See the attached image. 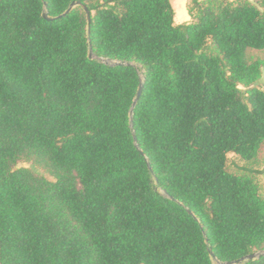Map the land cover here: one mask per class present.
I'll return each instance as SVG.
<instances>
[{
  "label": "trees",
  "instance_id": "trees-1",
  "mask_svg": "<svg viewBox=\"0 0 264 264\" xmlns=\"http://www.w3.org/2000/svg\"><path fill=\"white\" fill-rule=\"evenodd\" d=\"M73 2L90 23L80 5L44 17ZM188 12L176 24L171 0H0V264L264 250L260 171L228 157L264 148V60L248 56L264 50V0Z\"/></svg>",
  "mask_w": 264,
  "mask_h": 264
},
{
  "label": "rangeland",
  "instance_id": "rangeland-1",
  "mask_svg": "<svg viewBox=\"0 0 264 264\" xmlns=\"http://www.w3.org/2000/svg\"><path fill=\"white\" fill-rule=\"evenodd\" d=\"M171 2L175 9V14H176L175 21L176 22H177L176 19H179L182 16L186 15V13L189 14L188 12L189 7L191 8L194 7V0H172ZM248 56L252 60H255V59L264 60V50H250ZM263 82H264V78L261 79L259 83L261 84ZM228 157H229V168L231 170H236L237 167L249 166L253 169H256L257 171H260L258 174H256V179L264 192V148L261 151L258 159L253 163L244 161L243 159H241L239 156H237L234 153H229ZM22 164L27 165V163H22Z\"/></svg>",
  "mask_w": 264,
  "mask_h": 264
},
{
  "label": "water",
  "instance_id": "water-1",
  "mask_svg": "<svg viewBox=\"0 0 264 264\" xmlns=\"http://www.w3.org/2000/svg\"><path fill=\"white\" fill-rule=\"evenodd\" d=\"M78 5L82 6L83 9L85 10V12L87 14L88 22L90 23L91 20H92L91 10L89 9V7L86 4H82L81 2H73L64 13H62V14L56 16V17H50L46 13H44V17L49 19V20L58 19V18H60V17H62L64 15L68 14L75 6H78ZM89 31H90V28H89ZM89 56L90 57H94V54H93L92 50L90 51ZM101 61L104 64H107V65L129 64V63H126V62L117 61V60H111V59H107V58H102ZM142 90H143V81H141V84L139 86V89H138V92H137V96H136V98L134 100V103H133V107L136 106V103H137V101L139 100V98L141 96ZM189 212L192 213L190 210H189ZM262 255H264V250L258 251V252H254V253H250V254H248V255H246L244 257H241V258L235 259V260H231V261H225V262L217 261V264H240V263H243V262L248 261V260L259 258Z\"/></svg>",
  "mask_w": 264,
  "mask_h": 264
},
{
  "label": "crops",
  "instance_id": "crops-1",
  "mask_svg": "<svg viewBox=\"0 0 264 264\" xmlns=\"http://www.w3.org/2000/svg\"><path fill=\"white\" fill-rule=\"evenodd\" d=\"M172 1V0H171ZM176 16V14H175ZM176 18V17H175ZM191 19L190 15L188 13H186V15L182 16L181 18L179 19H176L177 22L175 21L176 24H181V23H184L185 21H189Z\"/></svg>",
  "mask_w": 264,
  "mask_h": 264
}]
</instances>
